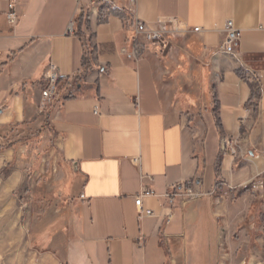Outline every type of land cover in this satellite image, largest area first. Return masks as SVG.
<instances>
[{
  "label": "crops",
  "instance_id": "crops-1",
  "mask_svg": "<svg viewBox=\"0 0 264 264\" xmlns=\"http://www.w3.org/2000/svg\"><path fill=\"white\" fill-rule=\"evenodd\" d=\"M8 1L0 126L45 112L61 161L30 243L56 264H264V0H16L15 26ZM133 17L182 31L136 59ZM191 180L200 196L170 203Z\"/></svg>",
  "mask_w": 264,
  "mask_h": 264
},
{
  "label": "rangeland",
  "instance_id": "rangeland-1",
  "mask_svg": "<svg viewBox=\"0 0 264 264\" xmlns=\"http://www.w3.org/2000/svg\"><path fill=\"white\" fill-rule=\"evenodd\" d=\"M40 115L0 126V264H56L29 238L58 198L61 166L47 115Z\"/></svg>",
  "mask_w": 264,
  "mask_h": 264
},
{
  "label": "built area",
  "instance_id": "built-area-1",
  "mask_svg": "<svg viewBox=\"0 0 264 264\" xmlns=\"http://www.w3.org/2000/svg\"><path fill=\"white\" fill-rule=\"evenodd\" d=\"M15 2L16 0H9L7 4V11L5 12L6 21L9 25L15 26L16 22L18 20L17 11L15 9ZM109 3V2H107ZM96 7L104 8L103 2L98 1L96 3ZM131 26H132V34L129 39L130 42V49L126 50L125 48L121 49V52L125 55H131L134 58L138 59L143 56H145V51L143 50V47L145 45L151 44V45H158L160 42L165 40V37L167 35L173 36L172 33L180 32L182 29L179 27H173L171 30L159 27V26H150L143 20H138L136 17H133L131 19ZM71 28V27H70ZM72 30V28L70 29ZM198 27H193V31H198ZM224 32L226 33L225 39L220 45V49L232 53L234 52L235 47L238 45V33H236V29L234 27V24L231 20H228L225 23L224 26ZM50 72L49 74L45 75L44 78V84L41 89V104L40 108L44 109L48 106V102L50 99H52V96L54 95L55 88H56V82L58 80V74L56 72V69L53 65L50 66ZM260 78V76H258ZM95 114L98 113L97 107L93 111ZM198 184V181L191 180L186 181L183 184H177L175 186H172L173 188L172 192H167L165 194L166 197L169 198V202L173 203L174 199L180 198L181 200L185 199H193L200 196V192L196 189L195 185ZM151 191L147 189L142 194L147 195L150 194ZM141 194L135 197L134 203L137 206V216L138 218L142 217H148L149 215H152V211L150 209L144 211L141 204Z\"/></svg>",
  "mask_w": 264,
  "mask_h": 264
},
{
  "label": "trees",
  "instance_id": "trees-1",
  "mask_svg": "<svg viewBox=\"0 0 264 264\" xmlns=\"http://www.w3.org/2000/svg\"><path fill=\"white\" fill-rule=\"evenodd\" d=\"M25 121V120H24ZM24 121H22V122H24Z\"/></svg>",
  "mask_w": 264,
  "mask_h": 264
}]
</instances>
